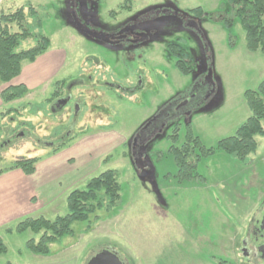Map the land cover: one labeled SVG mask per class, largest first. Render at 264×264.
<instances>
[{"label": "rangeland", "instance_id": "rangeland-1", "mask_svg": "<svg viewBox=\"0 0 264 264\" xmlns=\"http://www.w3.org/2000/svg\"><path fill=\"white\" fill-rule=\"evenodd\" d=\"M123 2L1 4L6 13L30 4L41 21L35 33L50 40L47 51L33 64L23 63L21 76L12 81L23 76L31 84L35 75L38 86L0 111L1 174L16 160L37 159L33 179L47 202L32 203L31 219L65 216L68 194L84 190L106 170L117 175L120 200L112 211L97 213L87 232L88 223H73V235L49 245L46 256L25 250L39 236L1 233L7 254L0 264H86L103 249L115 251L123 264H257L252 243L242 241L251 239L247 233L264 211V136L255 138L256 151L246 163L215 152L199 160L197 179L181 182L167 151L175 130L177 147L188 132L205 149L233 136L251 116L244 93L264 81V56L246 50L236 18L230 48L221 23L189 14L201 8L229 17L228 0H131L130 11L119 10ZM169 45L190 54L191 75L175 70ZM54 91L68 99L59 110L52 108ZM190 230H199L195 241L203 235L212 243L237 232L243 255L221 251V240L202 252L190 243Z\"/></svg>", "mask_w": 264, "mask_h": 264}, {"label": "trees", "instance_id": "trees-1", "mask_svg": "<svg viewBox=\"0 0 264 264\" xmlns=\"http://www.w3.org/2000/svg\"><path fill=\"white\" fill-rule=\"evenodd\" d=\"M230 6L229 17H218L216 13L204 14L201 8L189 10V14L197 19L208 18L219 22L229 33L228 42L230 48L233 38L230 30L233 27V19H237L245 35V47L249 53H259L264 56V0H228ZM119 10H131V0H125ZM112 17L117 12L109 13ZM41 28V21L35 9L27 6L15 9L11 12L0 10V98L3 104L7 105L14 101L21 100L27 95V89L23 85L10 86L12 80L16 79L22 70L25 62L33 63L43 55L50 46L49 38L35 33ZM31 41L27 49H21L23 43ZM168 52L174 59L175 70L184 77L191 75L192 64L194 63L190 54L181 46L169 45ZM56 91L52 99L58 98ZM246 106L251 114L231 137L218 141L214 148L205 149L199 140L188 132L186 141L177 147L176 130L169 136L171 146L167 153L173 158L177 168L179 182L183 180L197 179L193 176L199 160L209 157L215 152L234 156L239 162L246 163L247 158L256 151L257 136H264L261 123L264 122V81L260 83L256 91L244 93ZM66 143V142H65ZM52 149L56 152L66 144ZM199 150V152L197 151ZM37 159L16 160L8 171L19 169L26 175L35 172ZM2 170L0 171L1 174ZM120 200V185L113 170H106L96 177H92L86 183L84 190H73L66 198L68 213L65 216H58L54 220H46L43 217L27 218L19 222L14 228L6 230L7 234H21L30 232L39 236L38 241L34 238L25 243V250L32 255H49V245L56 243L63 237L72 236L71 225L75 222L88 223L85 232L99 218L100 211H112L117 207ZM7 253V248L0 238V256Z\"/></svg>", "mask_w": 264, "mask_h": 264}, {"label": "crops", "instance_id": "crops-1", "mask_svg": "<svg viewBox=\"0 0 264 264\" xmlns=\"http://www.w3.org/2000/svg\"><path fill=\"white\" fill-rule=\"evenodd\" d=\"M3 1L4 0H0V10ZM21 74H22V70L19 76H21ZM22 78L23 76L21 77V79ZM21 79L15 83H12L13 81L12 80L11 81L12 84L10 83L9 85L10 86L23 85L27 90H29L28 88L30 87L38 86L37 82H39V79L36 78L35 75H33V78L31 79L32 80L30 82L31 84H26ZM44 82H41V84ZM1 90L2 89H0V93ZM3 105L4 104L0 98V111ZM35 173H36V169L32 175H26L21 170L15 169L0 174V234L1 233L7 234L6 233L7 229L14 228L19 222L29 218L28 216H30V212L28 211V209L29 210L34 209L32 205L34 204L33 202H35V200L40 201L41 207L44 206L45 203L47 202L46 199L44 200L41 198L42 193H44L42 185L36 184V181L33 179ZM157 216L159 218H163L162 214H157ZM195 234L198 235L199 230H195L193 232L192 230L189 231L188 237L190 238V243L191 244L193 243L194 245L197 244L198 246H200L202 252L205 251L206 248L208 249L217 248L216 244H218L219 242H220L219 247L221 251H225L226 249H228L229 251H231V253H236L238 250L241 251L242 249L241 241L240 242L237 241V232H235V234H232L231 237H226L220 234V239L215 240L216 244L209 241V239H206L207 236H203V235H199L203 237V240L197 242L195 241V237L197 236ZM193 236H194V240L192 241ZM244 241L245 240H243L242 243ZM207 258L213 260L212 256H209ZM5 264H10V263H5ZM208 264H213V263L208 262ZM217 264H223V261H220V263Z\"/></svg>", "mask_w": 264, "mask_h": 264}, {"label": "flooded vegetation", "instance_id": "flooded-vegetation-1", "mask_svg": "<svg viewBox=\"0 0 264 264\" xmlns=\"http://www.w3.org/2000/svg\"><path fill=\"white\" fill-rule=\"evenodd\" d=\"M123 40V37L121 38H114L113 40ZM67 97H58L52 102V108L53 110H59L64 105H67ZM48 145H54V143H48ZM248 236L251 237V239L246 240L243 242L244 244H248L249 242L252 243V258L256 259L257 264H264V211L261 213L259 220L255 221L253 224V227L249 229ZM242 249L241 254L243 255Z\"/></svg>", "mask_w": 264, "mask_h": 264}, {"label": "water", "instance_id": "water-1", "mask_svg": "<svg viewBox=\"0 0 264 264\" xmlns=\"http://www.w3.org/2000/svg\"><path fill=\"white\" fill-rule=\"evenodd\" d=\"M142 164H136L141 166ZM86 264H123L117 253L110 249H103L95 254Z\"/></svg>", "mask_w": 264, "mask_h": 264}]
</instances>
